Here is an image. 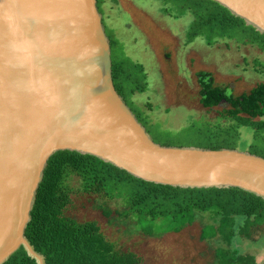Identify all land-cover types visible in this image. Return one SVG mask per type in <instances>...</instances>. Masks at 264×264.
<instances>
[{
  "label": "water",
  "instance_id": "1",
  "mask_svg": "<svg viewBox=\"0 0 264 264\" xmlns=\"http://www.w3.org/2000/svg\"><path fill=\"white\" fill-rule=\"evenodd\" d=\"M264 34V0H210ZM96 157L181 189L238 188L264 200V158L153 141L112 78L97 0H0V264L20 248L49 159Z\"/></svg>",
  "mask_w": 264,
  "mask_h": 264
},
{
  "label": "trees",
  "instance_id": "2",
  "mask_svg": "<svg viewBox=\"0 0 264 264\" xmlns=\"http://www.w3.org/2000/svg\"><path fill=\"white\" fill-rule=\"evenodd\" d=\"M158 1L165 6L175 3L178 11L191 14L190 38L204 37L208 45L218 40H234L264 50V34L213 1ZM107 37L112 49V43L116 42L111 36ZM145 77L141 64H134L125 57L112 59L115 90L129 108L128 98L146 91ZM197 77L203 108L211 110L221 103L229 108L223 109L216 121L194 119L189 126L173 132L156 129L149 119L134 114L153 141L162 146L237 149L264 158V145L257 143V140L264 142V120L254 121L264 119V83L248 93L234 96L226 88L215 86L211 74L199 72ZM147 106L151 109L150 104ZM243 130L253 138L247 148L240 149ZM73 193L119 201L123 208L116 214L121 219L133 217L152 221L150 223L157 220L176 223L171 230L174 233L204 218L210 221L207 224H212L208 227L214 231L210 238L222 239L227 245L236 237L257 243L264 232V200L254 194L238 188L181 189L156 185L136 179L96 157L62 151L47 163L25 231L26 238L45 258L46 264H141L135 254L123 252L109 241L96 222L79 223L65 216ZM105 214L110 215V212L106 210ZM207 226L202 228V240H207L204 230ZM216 258L218 264H257L252 255H241L230 248L218 249ZM4 264L36 262L20 248Z\"/></svg>",
  "mask_w": 264,
  "mask_h": 264
},
{
  "label": "rangeland",
  "instance_id": "3",
  "mask_svg": "<svg viewBox=\"0 0 264 264\" xmlns=\"http://www.w3.org/2000/svg\"><path fill=\"white\" fill-rule=\"evenodd\" d=\"M99 1L107 35L116 42V46L112 43L111 58L125 57L141 64L145 71L146 91L136 92L128 103L134 114L149 119L156 129L173 132L194 119L216 121L220 112L229 108L225 103L211 110L203 108L199 72L211 74L215 86L226 88L234 96L264 83V50L234 40L208 45L204 37L190 38L193 18L178 11L175 3L165 6L158 0H102L101 5ZM259 120L264 119L254 121ZM251 135L242 131L240 149L248 147ZM257 143L264 145L262 140ZM122 208L119 201L73 193L64 214L79 223L96 222L109 241L119 250L135 254L141 264H218L216 252L226 248L252 255L257 264H264V232L257 243L236 237L227 245L222 239L210 238L214 231L208 227L212 224L204 218L174 233L171 230L176 223L168 220L150 223L133 217L121 219L116 212ZM203 226H207V240L201 239Z\"/></svg>",
  "mask_w": 264,
  "mask_h": 264
}]
</instances>
